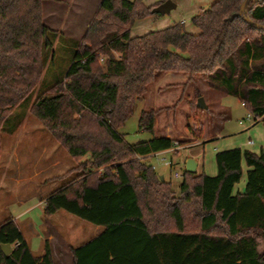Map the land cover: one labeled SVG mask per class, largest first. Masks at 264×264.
<instances>
[{
	"label": "trees",
	"instance_id": "1",
	"mask_svg": "<svg viewBox=\"0 0 264 264\" xmlns=\"http://www.w3.org/2000/svg\"><path fill=\"white\" fill-rule=\"evenodd\" d=\"M42 1L0 0V134L38 89L45 52L63 35L44 24ZM165 1L103 0L82 40L74 41L64 77L31 103L75 160L90 155L69 172L82 174L46 197L44 215L65 210L104 229L72 249L75 264H83L87 247H95L97 264H264V150L219 151L215 176L185 170L176 192L153 165L136 160L184 144L156 136L161 109L140 115V128L153 138L129 143L120 131L156 77L169 72L188 81L202 76L209 88L264 115V0H215L191 18L198 33L183 22L132 36L136 20ZM244 163L248 180L239 192ZM2 244L13 252L6 255ZM0 264L56 263L48 240L44 255L35 256L17 222L7 219L0 223Z\"/></svg>",
	"mask_w": 264,
	"mask_h": 264
},
{
	"label": "rangeland",
	"instance_id": "2",
	"mask_svg": "<svg viewBox=\"0 0 264 264\" xmlns=\"http://www.w3.org/2000/svg\"><path fill=\"white\" fill-rule=\"evenodd\" d=\"M96 1L80 0V9L77 11L73 8L72 12L74 11L73 13L77 18H86L96 8ZM151 2L152 0H146V6H150ZM203 4L206 5L199 6V12L211 6L210 3L209 5L208 3ZM43 9L45 18H49L47 23L50 21L51 24L57 26L64 21L63 12L65 11L59 5L46 1L43 4ZM176 10L177 8L167 13V15L151 14V17H154L146 22V28L152 30L162 27L163 21L167 20L170 15H175L173 12ZM192 16L187 19L189 24L186 25V29L194 26L191 21ZM195 33H198L197 28ZM74 41V39H67L62 36L57 37L54 48L45 52L46 65L42 82L37 87L38 89L34 95L13 111L0 134V223L10 217H18V223L31 242L36 254H39L42 249L41 246L44 242L41 237L46 233L47 226L52 225L56 230H63L60 231L62 232V237L70 238V241L76 246H79L84 238L87 239L92 236L91 231L94 230L95 226L65 210L59 211L51 217L44 215L45 206L42 199L59 189L67 181L82 174L80 171L69 172L76 168L80 162L88 160L90 155L75 160L51 135L43 122L31 112V103L43 92V89L66 74V70L75 57ZM105 61L106 56L104 60H100L102 65L105 64ZM200 79L204 80L202 76ZM200 79L186 80L183 83L185 85L178 92H174L175 87H173L178 85L169 83V85L162 88L163 93L166 94L157 101L159 103L154 106H145L144 99L151 95L148 93L155 91L154 80L147 94L138 100L134 114L120 128L121 133H124L129 143L149 140L154 135L140 128L141 112L153 109L155 106L157 108L154 109H161L156 115L158 117V132H166V128L173 125L170 134H172L173 138L183 141L184 144H180V149H173L155 157L147 156L138 159L137 156L136 160H142L147 164L156 166V171L159 175H163L167 181L171 182L173 188L177 187L176 184L183 181L181 177L175 176V172L183 173L186 170L185 161L187 158L191 157L194 150L203 149V147L192 148V146L199 143L202 134L199 133L200 137L197 138L192 133V128L195 129L198 126L197 131L202 132V129H205L207 133L209 124L206 118L207 115L210 119L213 116L216 117L213 110L223 111L219 118L226 121L222 124V121L218 120L217 132H215L218 139L206 143L207 173L211 172L212 163L216 167L217 172L216 159L213 157L212 162L210 157L214 146H219L220 140L224 137H227L228 140H233L236 144H240L243 141L246 142L250 136L257 144L263 142L262 138H264V120L254 125L251 120L246 119L250 110L243 106L240 98L234 95H227L218 90L212 89L209 91V87L206 84V86H203ZM201 96H204L209 110L198 108V98ZM168 105L170 107H167ZM209 112H212V114ZM45 146L48 148L47 152L43 150ZM52 158L57 159V165L50 166L53 162L51 161L53 160ZM35 165L45 167V171L41 172L39 170L37 172ZM46 166H50V168L47 169ZM102 170L103 168L100 171ZM78 232H80L78 238L73 239L72 235L74 233L78 234ZM81 234L84 237H81ZM259 241L260 250L264 251V238L259 237Z\"/></svg>",
	"mask_w": 264,
	"mask_h": 264
},
{
	"label": "crops",
	"instance_id": "3",
	"mask_svg": "<svg viewBox=\"0 0 264 264\" xmlns=\"http://www.w3.org/2000/svg\"><path fill=\"white\" fill-rule=\"evenodd\" d=\"M46 1H49L55 5L57 4L64 9V11H65V12H63L64 13V21H62V23H60L61 25L56 26L55 24H51L50 21L47 23V19H49V18H47V19L45 18V13H44V9H43V4ZM79 1L80 0H43L42 1V9H43V22H44V24L49 26L51 29H54L56 31L58 30V31L62 32L63 33L62 37H64V38L74 39L75 41L76 40L81 41L83 36L87 32L88 27L90 26L91 20L94 18L97 10L100 8L99 6L103 0H97L96 1V4H95L96 8L94 9L93 13L86 18H77L75 16V14L73 13L74 11L72 12L73 8L76 9L77 11L80 9L79 7L81 6V4ZM158 1L159 0H152L150 6L152 4H155ZM213 1H215V0H208V1H206V0H177L176 3L178 5V7H177L178 11L176 10V11H174L175 13L173 12V14H175V15H170V17H167V20L163 21L162 27H160L158 29H152V30L166 29V28H168V26H171L175 23H183L184 22L185 25H188L189 22L187 21V19L189 18V16H192L194 14L199 13V10H198L199 6L206 5L203 3H208V5L210 3L212 5L214 3ZM144 3L146 5V0H144ZM179 10H181V11H179ZM152 17H154V16H152ZM152 17L148 16L146 18L136 20V24L131 30V35L136 37L138 35H143V34H146L148 32H152V30H148L150 28H146V22H148L149 20H152ZM145 20H147V21H145ZM187 30L192 32V33L194 31L196 32V28L194 26L187 28ZM58 37H60V35ZM187 78H188L187 74L184 75V74H178V73H174V72L163 73V74L158 75L155 79V82H154L155 87H156L155 91L153 93H148L151 95L148 96L146 99H144L145 106H150V105L154 106L157 103H159L157 101L160 98H162L164 96V94H166V93H163L162 88L169 85V83H172V84L175 83L176 85H178V86H173V87H175L174 92L181 91L180 89H182L183 85H185L183 83L186 82ZM195 79L199 80L200 78H194V80ZM201 84L204 86L206 83L204 80H201ZM201 84H200V86H201ZM210 90H212V89L209 88V91ZM152 94H154V96H152ZM172 104H170V105H172ZM170 105H168L167 107H170ZM154 108H157V107L155 106ZM213 112L216 114L215 115L216 117L210 119L207 115V118H206L208 121V124H209L207 127L208 132L206 133L205 129H202V134H201V138H200L199 143L196 144L195 146H192V148L203 147L202 150L200 148L197 150H194V152L191 155V157H193L197 160L198 167H197L196 173L198 175L205 173L209 176H215L216 175L215 173H217L216 167L214 166L213 163H212V167H211V172L210 173L206 172V169H207L206 168V166H207L206 156L207 155L205 153L206 143L211 142V141H215L216 139H218V137H216L215 132H217L216 129L218 126V120L220 119L219 116H221V114H223V111H221V110H213ZM220 121H222V124H224L226 120L220 119ZM157 122H158V117L156 118V127H155L156 136H159V137L165 136V137L171 138L172 134H170L171 133L170 131H171V128L173 127V125H170V127L168 126L166 128V132H161V131L158 132ZM250 139H252L254 141V143L249 145L248 141H250ZM262 140H263V142H260L259 144H257L255 142V140L250 136V138L246 142L243 141V142H240V144H236V142H234L233 140H228L227 137H224L222 140H220L219 146L218 145L214 146L213 151H212L213 153H212V156L210 157V159L213 162V157H215V159H216V154L219 151L235 149V147L242 148L243 150H249V151L251 150V151H254L256 153H260L262 150H264V138H262ZM43 150L45 152H47L48 148L45 146ZM171 150H173V149L159 151L158 154L166 153V152L171 151ZM52 159L53 160H51V161H53V162L50 164V166L51 165H57L58 164L57 159L56 158H52ZM50 166H46L47 169H49ZM153 167L156 170V166H153ZM35 168H36L37 172H39V170H41V172L45 171V169H44L45 167H43V166L38 167L37 165H35ZM243 168H244V175L242 177L241 182L236 185L235 191L243 192L245 189V186L247 184V180H248L247 172L249 170V167L247 166L246 163H244ZM175 173H179L181 175V179H182L183 173L178 172V171ZM164 179H165V177H164ZM180 184L181 183H178V184H176L177 187H174V190L176 192L179 191ZM2 188L4 189V187H2ZM42 201L44 202V206H45L46 198H43ZM9 219L16 221L20 230L22 231V228L20 227V225L18 223V217L14 216V217H10ZM60 231H63V230H61V229L56 230L53 228L52 225L47 226L46 233L44 234V236L41 237L44 243L41 246L42 249L39 252V254L35 253L32 245H31V242L28 240L24 231H22V232H23V235H24L26 242L28 243V246L32 249L35 256L42 257L44 255V253H45V242L48 240L49 244L52 248L53 260L56 264H75L72 249L73 248L78 249L81 245H84V244L90 242L92 239H94V237L101 234L104 231V229L98 225H95L94 230L91 231L92 236L90 238H87V239L84 238L83 242H81L79 244V246L73 245L72 241H70L71 240L70 238L62 237V232H60ZM79 234H80V232H78V234L74 233L72 235L73 239L78 238ZM80 236L84 237V236H82V234ZM96 254L97 253H96L95 247L85 248L81 252V259L83 261V264H97L96 258L99 259L100 256H96Z\"/></svg>",
	"mask_w": 264,
	"mask_h": 264
},
{
	"label": "water",
	"instance_id": "4",
	"mask_svg": "<svg viewBox=\"0 0 264 264\" xmlns=\"http://www.w3.org/2000/svg\"><path fill=\"white\" fill-rule=\"evenodd\" d=\"M178 7L176 1L174 0H167L156 7L153 8V13L154 14H160V15H167V13H170L172 10L176 9ZM199 109H208V105L206 103V100L204 99L203 96L198 98V104H197ZM186 163V171L190 172H196L198 163L197 160L193 157H188L187 160L185 161ZM160 179L163 180L164 176L160 175ZM1 248H3V251L6 255H9L13 252L14 248L10 244H2Z\"/></svg>",
	"mask_w": 264,
	"mask_h": 264
},
{
	"label": "built area",
	"instance_id": "5",
	"mask_svg": "<svg viewBox=\"0 0 264 264\" xmlns=\"http://www.w3.org/2000/svg\"><path fill=\"white\" fill-rule=\"evenodd\" d=\"M117 56L119 57V54ZM101 60H104V57H102ZM242 104L245 107V103H242ZM246 119H248L249 121L251 120L252 123H254V124H257V123L262 122L264 120V115H258V114H255V113L249 111ZM195 129H198V126H196ZM193 138H195V137H193ZM253 143H254V141L252 139H250V141H248L249 145L253 144ZM180 147H181L180 144L178 142H176L174 144V146L171 147V149H180ZM157 155H159L158 152H155L154 154H149V155H140V156H138V159L143 158V157H147V156L155 157ZM175 176L181 177V175L179 173H175Z\"/></svg>",
	"mask_w": 264,
	"mask_h": 264
}]
</instances>
